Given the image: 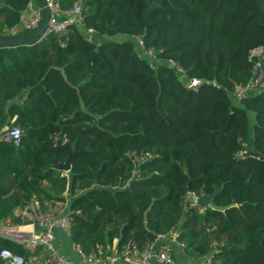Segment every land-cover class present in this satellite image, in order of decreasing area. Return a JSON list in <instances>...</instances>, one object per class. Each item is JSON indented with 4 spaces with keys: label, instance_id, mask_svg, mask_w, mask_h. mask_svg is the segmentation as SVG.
I'll use <instances>...</instances> for the list:
<instances>
[{
    "label": "trees",
    "instance_id": "obj_1",
    "mask_svg": "<svg viewBox=\"0 0 264 264\" xmlns=\"http://www.w3.org/2000/svg\"><path fill=\"white\" fill-rule=\"evenodd\" d=\"M31 1L0 0V36L29 31L12 28ZM77 2L81 25L0 46V222L53 212L68 191V233L86 253L175 233L189 261L172 251L174 264H264V89L235 95L264 47V0H59ZM14 126L19 143L2 137ZM68 152L71 170L55 168ZM212 195L227 208L195 203ZM5 248L44 247L0 234V264Z\"/></svg>",
    "mask_w": 264,
    "mask_h": 264
},
{
    "label": "built area",
    "instance_id": "obj_2",
    "mask_svg": "<svg viewBox=\"0 0 264 264\" xmlns=\"http://www.w3.org/2000/svg\"><path fill=\"white\" fill-rule=\"evenodd\" d=\"M48 7L51 10V17L48 29L45 35L49 32L66 33L71 25H81L82 18V4L77 2L71 9L63 10L60 6L59 0H46ZM42 20V11L39 7H35L33 1L30 2L28 9L22 16V24L12 28V32L30 30L40 24ZM94 29L87 28L85 36L88 40L94 38ZM44 35V36H45ZM139 47L144 46L143 40L137 38ZM250 60L254 61V77L245 86H238L235 91V95L238 98L251 94L254 91H260L264 89V47L257 46L253 48L249 55ZM181 70V68H179ZM202 81L198 78H192L188 83V88L198 87ZM22 135V130L14 126L10 128L2 137L6 140H12L15 143H19ZM196 198V197H195ZM30 210L33 217L42 225L43 229L39 234H33L21 240L27 247L35 249L37 247H46L50 250V255L44 260H37L34 258H26L23 255L14 253L12 250L5 248L1 252V257L4 260V264H114L119 260H123L126 264H155L152 263V259L156 261H164L169 264H174V260L171 255V249L169 241H175L176 234L171 235L158 234L156 241L161 242L160 245L154 246L152 243L143 252H140L137 248H125L122 251H114L112 254L103 258L101 252L86 253L79 246L74 245V250L78 255V260L69 259L58 251L55 246V231L58 228H62L68 231L69 219L68 217H58L54 212H42L36 210L34 206H30ZM204 264H215L211 258H206Z\"/></svg>",
    "mask_w": 264,
    "mask_h": 264
},
{
    "label": "crops",
    "instance_id": "obj_3",
    "mask_svg": "<svg viewBox=\"0 0 264 264\" xmlns=\"http://www.w3.org/2000/svg\"><path fill=\"white\" fill-rule=\"evenodd\" d=\"M33 3L36 8L39 7L38 4L35 3L34 1ZM65 196L67 198L66 203H64L63 205L57 204L58 206L54 207V211H53L60 218L66 217L69 213L70 194L68 191L65 193ZM15 213L17 216H20L23 219L22 223L14 224L11 221L0 222V234L10 239L21 242L22 239L30 237L32 233L39 234L42 231L43 229L42 225L33 217V214L30 209H26V210L16 209ZM175 243H176L175 241H169L171 251H174L175 257H177V259L180 262L187 263L189 261L188 258L186 257L182 259V257L185 255ZM153 244L154 246H157L160 245L161 242L156 241ZM55 246L58 249V251L61 253V255L72 260H78V255L74 250V244L70 238L68 231L62 228L56 229ZM43 249H38V253L41 252ZM38 253L33 255L32 258L41 260L38 259L41 258L40 256L38 257ZM153 262H156L155 258L152 259V263ZM114 264H126V263L123 260H119Z\"/></svg>",
    "mask_w": 264,
    "mask_h": 264
},
{
    "label": "water",
    "instance_id": "obj_4",
    "mask_svg": "<svg viewBox=\"0 0 264 264\" xmlns=\"http://www.w3.org/2000/svg\"><path fill=\"white\" fill-rule=\"evenodd\" d=\"M37 4L42 11V20L40 24L27 32L12 34V35H3L0 36V46H16L21 44H31L41 40V38L45 35L51 17V10L47 5L46 0H37ZM232 118V117H231ZM73 152H68L67 160L62 163L55 165V168L58 170H63L65 172H69L71 170V158ZM189 201V198L186 199V202ZM195 203L201 206H210L216 210H225L227 206H220L215 201V195L211 197H196Z\"/></svg>",
    "mask_w": 264,
    "mask_h": 264
},
{
    "label": "rangeland",
    "instance_id": "obj_5",
    "mask_svg": "<svg viewBox=\"0 0 264 264\" xmlns=\"http://www.w3.org/2000/svg\"><path fill=\"white\" fill-rule=\"evenodd\" d=\"M118 39H122V36L118 37ZM138 52H139L140 55H142V56H145V55H146L150 60H154V55L151 54V53H146V52L143 50L142 47H139V46H138ZM42 251H43V252H42ZM42 251L38 253V257H39V256L41 257V258H38V259H41V260L44 259L43 256H46V255L49 254V252H48L47 250H42ZM41 255H42V256H41ZM184 258H186V256H183V257H182V259H184ZM205 261H206V258H203V259L201 258V259L199 260V262H198L197 260H193V262H195V263H197V264H204Z\"/></svg>",
    "mask_w": 264,
    "mask_h": 264
}]
</instances>
